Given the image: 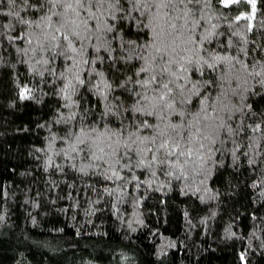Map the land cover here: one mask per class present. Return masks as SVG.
<instances>
[{"label": "trees", "instance_id": "1", "mask_svg": "<svg viewBox=\"0 0 264 264\" xmlns=\"http://www.w3.org/2000/svg\"><path fill=\"white\" fill-rule=\"evenodd\" d=\"M253 2L254 9L249 0H199L173 10H191L188 27L203 45L195 58L216 65L191 78L212 82L201 88L206 103L224 104L214 107L222 125L210 138L215 142H205L203 161L183 175L166 165L146 167L136 153L119 163L93 159L70 136L85 123L110 120L116 130L123 120L132 131L144 119L124 111L134 98L120 87L129 76L138 79L142 62L119 58L131 51H123L124 41L143 43L150 33L124 24L70 69V61L41 52L34 37L31 46L15 39L39 35L18 23L39 18L36 0H29L35 7L0 2V264H264V0ZM236 68L245 87L237 83L233 92ZM76 73L85 85L65 100L61 89ZM98 73L113 83L106 102L92 87ZM105 104L114 111L121 105L119 117L102 120ZM199 104L193 98L189 107L195 112Z\"/></svg>", "mask_w": 264, "mask_h": 264}, {"label": "snow or ice", "instance_id": "2", "mask_svg": "<svg viewBox=\"0 0 264 264\" xmlns=\"http://www.w3.org/2000/svg\"><path fill=\"white\" fill-rule=\"evenodd\" d=\"M21 2L35 7L29 0ZM198 2L199 0H36L39 18L18 21L28 27L35 26L40 29V33L18 35L15 39L26 40L29 46L33 45L35 39L39 50L51 52L52 59L62 57L70 61V69L87 47L97 40H103L107 44L108 35L122 31L124 24L134 25L138 32H143L146 36L151 34L143 43L138 40L124 41L128 48L123 51H131L127 56L119 58L124 64L133 59L142 62L134 74L138 79L129 76L120 87L130 92L134 98L132 105L125 107L124 111L144 119L134 121L131 124L132 131L124 126L123 120H120V126L116 130L110 127V120H104L103 124L96 121L92 124L85 123L78 132L70 133L83 146L79 151L96 160L115 158L116 163L125 158L131 160L129 153H136L142 157L140 164L147 160L146 167L153 164L166 165L178 169L181 175L188 165L203 161L205 142L214 143L215 140L210 138L216 135L217 128L222 125L216 124V110L205 102L207 97L201 92V88L206 89L212 82L201 84L199 79L193 80L191 76L199 71L200 77H203L205 66L215 70L216 65L195 58L203 45L200 37L195 34V26L188 27L191 10L183 11V16L173 14V10L179 6L187 8V5ZM238 2L239 0H224L225 6ZM249 2L253 3L254 9L253 0ZM9 3L15 4L16 0H9ZM125 4L131 7L126 8ZM181 19L184 23H177ZM181 37L182 43L177 44L176 41ZM35 50L34 48L33 51ZM94 50L99 53L102 49L95 47ZM103 50L109 51V47H104ZM109 58L113 59V63L116 62L117 58ZM99 59L103 61V57ZM215 59L223 61L227 58L217 56ZM48 62L43 61L45 64ZM82 63H95V60L84 59ZM97 75L100 80L92 87L98 98L106 102L113 90V83L107 81L103 73ZM256 75L259 76L260 73ZM88 83L91 84V79ZM259 83L264 85V80ZM78 85H85V80L80 78L79 73L74 74L72 79H67L61 89L65 100H72ZM128 85L132 86L131 89ZM193 98L200 101L195 112L189 107L193 104ZM120 107L121 105H116L114 111L105 104L101 119L104 116L118 118ZM149 117L154 122H150ZM173 117L178 119L174 121ZM81 136L87 139H81ZM121 148L124 149L123 153ZM73 151H76L75 147ZM148 153H151L150 158ZM112 175L120 178L115 171Z\"/></svg>", "mask_w": 264, "mask_h": 264}, {"label": "rangeland", "instance_id": "3", "mask_svg": "<svg viewBox=\"0 0 264 264\" xmlns=\"http://www.w3.org/2000/svg\"><path fill=\"white\" fill-rule=\"evenodd\" d=\"M233 75L234 76H237V77H240L239 79L240 80H236V81H234L235 82V84L236 85H234L233 87H232V89H234V91L233 92H238V90H240V89H237V88H240V86H238L237 85V83H239L240 85H242L243 86V80L241 79V77L243 78V77H245L244 76V73H243V71L241 70V69H234V71H233ZM243 87H245V86H243ZM237 89V90H236ZM244 94V93H243ZM224 104L222 103V101H217V104H216V101H214V107L217 109H223V106Z\"/></svg>", "mask_w": 264, "mask_h": 264}]
</instances>
